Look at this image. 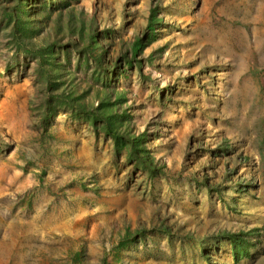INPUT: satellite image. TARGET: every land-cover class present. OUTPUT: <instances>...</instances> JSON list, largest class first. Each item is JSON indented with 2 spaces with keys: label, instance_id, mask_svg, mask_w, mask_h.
I'll return each instance as SVG.
<instances>
[{
  "label": "rangeland",
  "instance_id": "rangeland-1",
  "mask_svg": "<svg viewBox=\"0 0 264 264\" xmlns=\"http://www.w3.org/2000/svg\"><path fill=\"white\" fill-rule=\"evenodd\" d=\"M18 3L32 51L0 15V264H264V0H0V14ZM145 30L136 66L104 82L91 53L118 57ZM228 231L250 233L248 257Z\"/></svg>",
  "mask_w": 264,
  "mask_h": 264
},
{
  "label": "trees",
  "instance_id": "trees-1",
  "mask_svg": "<svg viewBox=\"0 0 264 264\" xmlns=\"http://www.w3.org/2000/svg\"><path fill=\"white\" fill-rule=\"evenodd\" d=\"M19 1V0H17ZM22 1V0H21ZM3 10L1 12V19L7 21V29L9 27L12 29L11 34L16 38V48L17 52L20 51L18 55H21V52H24L25 55H27L28 52H31L32 50V44L27 41V36H26V18L24 14V10L21 8V3H18L17 6H3ZM1 20V21H2ZM11 23L13 25L11 26ZM148 31L145 30V33L142 35H139L135 41L132 44V48L130 47V50L124 51L121 53L118 57H112L110 58H104L102 54L95 52L91 53L92 57L94 58L95 64H97L98 68L101 70V75L103 77L104 82L107 81L108 77L113 74L117 69L123 68L124 64H130L131 66H136V54H137V45L141 44L142 47H144L147 44L142 43L144 41L145 35L147 36ZM56 45L55 44H49L47 45L48 47L46 49H41L39 50L37 59L38 63L41 67V69H45L46 65L50 62L53 63L56 58ZM47 51L50 53L48 58H46L44 51ZM15 57V61L20 60V56ZM26 57V56H25ZM25 60V58H22ZM17 63V62H16ZM56 83V82H55ZM56 85V84H55ZM67 98V97H66ZM69 104L72 105V107L79 112L85 114L86 118L91 120L94 124L97 123L98 119L101 118L105 122L106 126V131L107 134L112 136L115 140H125L128 136L124 134L123 132L118 131L115 129L110 121L109 118H107L100 109H102V106L99 107H88L87 105L80 104L77 102L76 98H71L69 100ZM50 104H49V110L50 109ZM104 118H103V116ZM133 143V141H131ZM131 149L133 152H138L135 148L134 144H131ZM151 173H155V169H149ZM224 173H229V168L226 166L224 168ZM206 186L207 187H212L211 182L208 180V178L205 180ZM249 232H244V231H238V232H224L223 237L224 239H227L231 242L232 245V252H233V257L234 259L240 260L244 257H248L250 254V246H251V241L249 240Z\"/></svg>",
  "mask_w": 264,
  "mask_h": 264
}]
</instances>
